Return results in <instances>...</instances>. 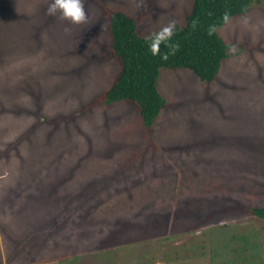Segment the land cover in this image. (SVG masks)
I'll use <instances>...</instances> for the list:
<instances>
[{"label": "rangeland", "instance_id": "rangeland-1", "mask_svg": "<svg viewBox=\"0 0 264 264\" xmlns=\"http://www.w3.org/2000/svg\"><path fill=\"white\" fill-rule=\"evenodd\" d=\"M50 2L0 0V264H264L240 208L264 206V0L219 29L213 82L161 68L152 141L132 102L91 105L120 70L108 14L148 36L193 0H85L86 25Z\"/></svg>", "mask_w": 264, "mask_h": 264}, {"label": "trees", "instance_id": "trees-1", "mask_svg": "<svg viewBox=\"0 0 264 264\" xmlns=\"http://www.w3.org/2000/svg\"><path fill=\"white\" fill-rule=\"evenodd\" d=\"M258 0H193L183 26H177L172 43L180 48L167 60L152 56L145 35L138 31L139 18L124 9L108 14L110 51L120 62L112 84L91 105L103 108L130 101L139 110L147 135L152 141L156 121L166 105L158 83L163 67L192 70L202 81L213 82L229 57L230 44L219 29L235 15L244 14ZM229 19L225 21L224 15ZM168 51L161 46V53ZM241 209L264 219V206L241 205Z\"/></svg>", "mask_w": 264, "mask_h": 264}, {"label": "clouds", "instance_id": "clouds-1", "mask_svg": "<svg viewBox=\"0 0 264 264\" xmlns=\"http://www.w3.org/2000/svg\"><path fill=\"white\" fill-rule=\"evenodd\" d=\"M137 6L139 7V5ZM47 15L75 25H86L89 23L85 0H51L47 6ZM224 19L228 21L229 17L227 14L224 15ZM177 25L178 21L172 19L158 31L152 32L145 37L152 56H160L163 60H167L169 55H174L179 50L180 45L172 43V38L177 31ZM162 45L165 49H168L163 54L161 53Z\"/></svg>", "mask_w": 264, "mask_h": 264}]
</instances>
